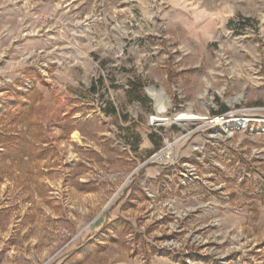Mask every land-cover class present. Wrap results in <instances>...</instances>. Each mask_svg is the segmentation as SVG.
<instances>
[{
  "label": "rangeland",
  "instance_id": "374dc122",
  "mask_svg": "<svg viewBox=\"0 0 264 264\" xmlns=\"http://www.w3.org/2000/svg\"><path fill=\"white\" fill-rule=\"evenodd\" d=\"M147 88L168 118L252 121L177 141ZM262 204L264 0H0V264L183 255L194 227Z\"/></svg>",
  "mask_w": 264,
  "mask_h": 264
},
{
  "label": "crops",
  "instance_id": "0c3cea01",
  "mask_svg": "<svg viewBox=\"0 0 264 264\" xmlns=\"http://www.w3.org/2000/svg\"><path fill=\"white\" fill-rule=\"evenodd\" d=\"M260 208L263 210L258 209L259 215L256 220L252 212L236 214L233 217L222 216L214 220L208 218L204 225L194 227L189 234L200 232L196 235L201 236L206 242L209 241L205 247L213 248L218 254L240 251L244 254L247 264H264V205L262 204ZM178 256L163 251L148 254L140 261L137 255L132 257L129 251L118 249L106 257L104 264H185Z\"/></svg>",
  "mask_w": 264,
  "mask_h": 264
},
{
  "label": "built area",
  "instance_id": "2783aa9c",
  "mask_svg": "<svg viewBox=\"0 0 264 264\" xmlns=\"http://www.w3.org/2000/svg\"><path fill=\"white\" fill-rule=\"evenodd\" d=\"M162 105L164 106L163 112L160 113L155 110V114L149 117V125L158 127L159 125L168 122V126L171 127L174 125L175 127H178L181 131V135L177 136L175 139L177 141L188 139L190 136L197 134L203 130V128L207 127L211 128L212 130L216 129L215 132L224 130L223 127H225L227 131H230L228 137H231L236 129H245L247 128L248 123L252 121L251 118L245 114L246 111H243L244 113H240L239 111L235 110L225 111L221 114L218 113L213 116H211L209 113L205 115H199L190 111H186L173 114L172 117L168 118L164 115L166 113L165 109L168 108V101H163ZM162 118L164 120L161 121ZM172 147L173 144L167 143V146L164 150L159 151L157 154L151 155L149 160L146 162L152 163L162 160H173V157L170 155L169 151ZM207 242L201 236L194 235L192 242L190 243H193L195 246L194 249H192L190 252L185 251L182 255L185 264H247L244 254H242L240 251H235L229 254H218L213 248L207 249L205 247ZM197 244L199 245V248H201L198 251L203 252L201 256L200 254L199 256L196 255L198 252L196 250V246H198ZM180 247L181 245L178 241L169 240L162 245L160 252L165 251L172 255L178 256L181 255L180 252L177 251L180 250Z\"/></svg>",
  "mask_w": 264,
  "mask_h": 264
},
{
  "label": "bare ground",
  "instance_id": "6f19581e",
  "mask_svg": "<svg viewBox=\"0 0 264 264\" xmlns=\"http://www.w3.org/2000/svg\"><path fill=\"white\" fill-rule=\"evenodd\" d=\"M147 95L155 100V110L162 113L164 106L163 101H166V97L161 88H147ZM164 120L163 118L161 121Z\"/></svg>",
  "mask_w": 264,
  "mask_h": 264
},
{
  "label": "trees",
  "instance_id": "16d2710c",
  "mask_svg": "<svg viewBox=\"0 0 264 264\" xmlns=\"http://www.w3.org/2000/svg\"><path fill=\"white\" fill-rule=\"evenodd\" d=\"M132 96L133 98H135L136 100H138L139 102H145L146 99L145 98H142L139 94V91L136 87H132ZM92 91H94V87L92 86ZM222 112L225 111V108L224 107H221L220 109ZM149 139H151V137H149Z\"/></svg>",
  "mask_w": 264,
  "mask_h": 264
}]
</instances>
